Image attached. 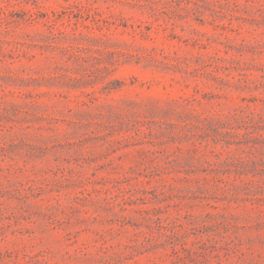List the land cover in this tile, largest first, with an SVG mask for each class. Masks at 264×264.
I'll return each mask as SVG.
<instances>
[{
    "label": "rangeland",
    "instance_id": "rangeland-1",
    "mask_svg": "<svg viewBox=\"0 0 264 264\" xmlns=\"http://www.w3.org/2000/svg\"><path fill=\"white\" fill-rule=\"evenodd\" d=\"M0 264H264V0H0Z\"/></svg>",
    "mask_w": 264,
    "mask_h": 264
}]
</instances>
